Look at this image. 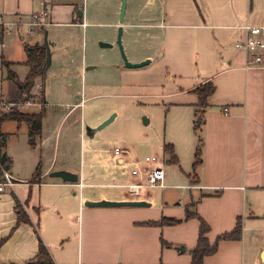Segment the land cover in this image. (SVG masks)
<instances>
[{"label":"crops","instance_id":"obj_1","mask_svg":"<svg viewBox=\"0 0 264 264\" xmlns=\"http://www.w3.org/2000/svg\"><path fill=\"white\" fill-rule=\"evenodd\" d=\"M119 5L120 0H90V5L87 0H0L7 20L28 21L30 14L50 10L42 30L15 28L3 36L0 46V101L14 104L24 114H42L34 145L29 144L25 123L6 121L0 127L11 160L8 169L0 167V183L5 181L4 172L13 181L0 191V263L34 262L42 242L50 259L46 264H191L203 220L209 228L205 237L217 245L202 264H264V67H248L249 54L234 46L244 38L245 24L264 27V0H144L145 6L153 5L150 11L122 23V36L138 27L140 38L154 39L160 29L181 49L180 55L188 43L202 63V77L178 89L177 94L193 96L173 104L182 109L184 120L177 125L179 135L165 143L173 146L178 159V164H171L175 169L182 151L191 149L193 163L196 148L200 150L194 172L191 163L180 172L179 183L170 186L180 189L178 199L164 192L169 188L166 171L162 188L130 194L121 185L132 182L133 152L125 149L126 165L120 166L121 159L113 155L119 142L105 140L97 131L91 137L84 133V126L95 127L106 118L93 113L95 89L107 85L111 72L102 62L99 72L87 61L90 36L86 30L94 25L92 21L116 29ZM44 33L52 49L46 70L48 74L52 69L50 85L45 81L41 86L43 80L37 76L33 88L38 81L40 97L14 102L16 89L10 99H3L5 83L11 80L1 60L22 82L29 70L24 46L44 45ZM145 59L152 61L143 55L138 62ZM205 82L214 91L207 97V106L199 108L192 89ZM74 107L79 109L73 121L78 142L71 153L68 138L57 137L56 131L64 112ZM56 170L75 173L78 180L51 178L49 174ZM79 182L84 184L81 188ZM101 199L145 200L149 206L84 204ZM187 207L196 213L194 217L186 218ZM163 218L179 222L156 224ZM238 218L239 239L217 241Z\"/></svg>","mask_w":264,"mask_h":264},{"label":"rangeland","instance_id":"obj_2","mask_svg":"<svg viewBox=\"0 0 264 264\" xmlns=\"http://www.w3.org/2000/svg\"><path fill=\"white\" fill-rule=\"evenodd\" d=\"M126 1L124 23L148 13L153 7V5L145 6L144 0ZM87 4L90 5V0H87ZM118 18L119 16H117V20ZM86 20L90 21V18H86ZM92 23L94 25L89 26L86 30L87 37L90 36L86 43L87 61L96 65L99 72L101 71V62L111 68L107 85L98 86L95 89L98 96L94 102L93 113L106 118L115 114L114 119L108 125L97 130V134L105 140L119 142L130 154L133 152L135 159L142 164L141 166L144 165L145 156L160 158L163 169L168 175L165 184L169 188L164 189V192L170 194L168 198L178 199L180 189L170 188V186L178 184L180 172L182 171L181 174H183V170L186 171L185 168L190 167L192 152L190 148L182 151L181 162L177 170L167 162L169 156L163 152L162 147L169 142L170 137L179 135L177 125L184 120L182 109L173 104L177 101H188L193 96L192 93L186 92L177 94L178 89L190 87L202 77V63L196 56L194 47L188 43L183 47L180 55L181 49L171 43L169 38L164 36L162 30L159 29V32H156L154 39H149L140 38V29L134 27L129 29L131 32L129 36L126 32L121 36L127 60L135 63L143 55H148L152 57V61L140 67H125L116 45L101 47L98 44L99 41L114 42L117 28L97 25L98 21H92ZM46 41H48L47 37ZM51 52L50 48V55ZM51 71L52 69L48 70V74L41 77L43 80L41 86H44L45 81L46 85H50L51 79L48 77ZM38 85V81H36L33 90L38 94L33 97L41 96ZM5 89L7 93H4L3 99H10L14 95L17 85L13 81H8L5 83ZM78 111L79 109L75 107L70 111L67 109L60 119L56 131L57 137L68 138L67 143H70L71 153H74L78 142V128L73 122ZM143 120H147L146 124ZM193 125L194 122L192 128ZM84 133L86 135L85 128ZM188 137H193L190 129ZM158 191H155L154 195H157Z\"/></svg>","mask_w":264,"mask_h":264},{"label":"trees","instance_id":"obj_3","mask_svg":"<svg viewBox=\"0 0 264 264\" xmlns=\"http://www.w3.org/2000/svg\"><path fill=\"white\" fill-rule=\"evenodd\" d=\"M24 52L26 54V61L24 62L29 70L22 82H19L15 74L9 70V63L1 60V66L7 69V78L13 81L17 85V97L14 102L19 101H29L34 100L31 90L34 85V79L37 76H44L47 67V51L44 45H25ZM214 91V86L210 82H205L194 89L192 92L197 95V107L204 108L207 106V97L210 96ZM6 121H14L18 124L25 123L28 128V138L29 144L34 145V138L41 133V121L42 114H24L19 112L14 106L8 112H2L0 110V127ZM5 135L0 132V167L3 169H8L11 160L5 153ZM163 152L168 154L169 158L167 160L170 164H178V159L174 153L173 146L171 144H164ZM200 163V150L197 147L194 152V161L192 163V170L194 172L195 168ZM186 218H192L196 215L194 212H190L188 207L186 208ZM18 219L17 222H21ZM179 220L171 218H163L162 220L156 222L158 225L165 224H176ZM241 219L238 218L234 228L227 233H223L217 237L218 240L227 239H239L241 234ZM208 226L203 220H200L198 228V237L194 248L191 250V264H202L203 257L211 255L216 251L217 242L210 244L205 237V233L208 232ZM34 264H46L50 263L48 253L42 244L39 242L38 248V258L33 260ZM1 264V263H0Z\"/></svg>","mask_w":264,"mask_h":264},{"label":"built area","instance_id":"obj_4","mask_svg":"<svg viewBox=\"0 0 264 264\" xmlns=\"http://www.w3.org/2000/svg\"><path fill=\"white\" fill-rule=\"evenodd\" d=\"M50 16L49 9H43L30 14L28 21H23L20 18L7 20L3 12L0 10V46L4 45L3 36L15 28L26 27L27 32H31L33 28L42 30L48 23ZM244 30V38L234 43L236 49L243 50L249 54L247 61L248 67H264V27L245 24L242 26ZM14 106L12 103L0 101V110L8 112ZM126 152L121 144L113 147V155L115 160L121 159L120 166H125L126 163L123 154ZM144 165L134 160L129 170V176L132 182L123 184L124 188L132 195H139L144 188H162L164 186L165 171L160 158L156 156H145ZM4 172V171H3ZM5 181L0 183V191L5 185L12 186L13 181L9 174L4 172ZM84 184L77 183L81 188Z\"/></svg>","mask_w":264,"mask_h":264},{"label":"water","instance_id":"obj_5","mask_svg":"<svg viewBox=\"0 0 264 264\" xmlns=\"http://www.w3.org/2000/svg\"><path fill=\"white\" fill-rule=\"evenodd\" d=\"M125 5H126V0H120V8H119V12H118V26H117V34H116V39L113 43L110 42H104V41H99L98 44L101 47H112L113 45H116L121 53L122 56V60L124 62L125 67L128 68H132V67H140L143 66L145 64L149 63V59H145L142 60L140 62H130L127 60L124 51H123V47H122V43H121V36H122V32H123V18H124V12H125ZM44 46L46 47V51H47V67L46 70L49 66V62H50V54H49V48L47 45V41H46V34L44 36ZM46 70L44 75L46 74ZM115 117V114H111L108 118H106L104 121H102L100 124H98L95 127H90V126H85V131H86V135L87 136H93V134L97 131V130H101L102 128H104L106 125H108ZM145 119V118H144ZM144 124H146L147 120H143ZM49 176L51 178H60L61 180L65 181V182H76L78 180V175L69 171H65V170H56V171H52ZM85 205L87 206H96V207H119V206H131V207H139V206H149V203L146 202L145 200H121V201H114V200H98V201H85L84 202ZM27 264H34V262H30Z\"/></svg>","mask_w":264,"mask_h":264}]
</instances>
